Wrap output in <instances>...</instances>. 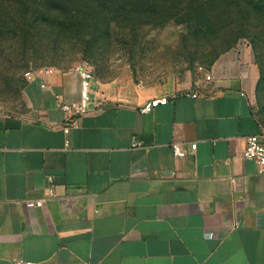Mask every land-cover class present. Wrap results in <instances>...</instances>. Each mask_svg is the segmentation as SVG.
Listing matches in <instances>:
<instances>
[{"label":"crops","instance_id":"1","mask_svg":"<svg viewBox=\"0 0 264 264\" xmlns=\"http://www.w3.org/2000/svg\"><path fill=\"white\" fill-rule=\"evenodd\" d=\"M32 72L26 110L0 108V264H264V172L244 157L264 132L248 42L222 53L209 81L134 93L94 75L69 132L60 102L81 98L77 67ZM51 184L56 197L26 207Z\"/></svg>","mask_w":264,"mask_h":264},{"label":"rangeland","instance_id":"2","mask_svg":"<svg viewBox=\"0 0 264 264\" xmlns=\"http://www.w3.org/2000/svg\"><path fill=\"white\" fill-rule=\"evenodd\" d=\"M224 5L204 4L201 19L195 4L184 5L162 24L165 13L144 16L136 6L112 11L94 0L19 3L8 16H26L27 23L0 33V108L24 112L25 73L40 69L84 66L101 81L134 93L181 85L205 74L214 52L237 36L231 48L248 42L260 70L255 107L264 118V15L246 2Z\"/></svg>","mask_w":264,"mask_h":264},{"label":"built area","instance_id":"3","mask_svg":"<svg viewBox=\"0 0 264 264\" xmlns=\"http://www.w3.org/2000/svg\"><path fill=\"white\" fill-rule=\"evenodd\" d=\"M46 72L52 73L54 71L53 68L45 69ZM77 70L80 74V95L81 98L79 101L75 102H60V107L65 113V121L63 124V129L65 132H69L72 128L78 127L79 125V119L82 115L87 113L90 110V103L93 101V90H92V82L94 80V73L87 67L80 66L77 67ZM200 70H204L203 68H200ZM206 72V70H204ZM25 77L27 80H31L34 77V73L32 71H27L25 73ZM206 80H211L212 75L211 74H205ZM188 95L192 97H197L198 93H187ZM172 98L176 97V94L171 95ZM57 99H59V96H56ZM170 100V97L163 96L159 98L152 99L148 102H146L141 107V112H149L154 107L160 105V104H166ZM99 108H101V105H99ZM69 144V141H66V146ZM142 143L139 142L137 139H134L133 147L141 146ZM197 147L196 143H193L191 145V149L195 150ZM172 149L174 156L176 158H182L186 155V151L181 147L179 142H174L172 144ZM244 157L249 160H253L256 162L258 167L261 169V171L264 172V132L260 135H251L246 138V147L244 150ZM230 182L235 185L238 182V179L235 176L230 177ZM56 197V191L54 188V185L51 184L49 187H47V193L36 199H27L25 201V205L28 208H40L43 207L46 202L52 198ZM239 224H235V227H238ZM13 264H32L29 261L25 260H15L13 261Z\"/></svg>","mask_w":264,"mask_h":264},{"label":"trees","instance_id":"4","mask_svg":"<svg viewBox=\"0 0 264 264\" xmlns=\"http://www.w3.org/2000/svg\"><path fill=\"white\" fill-rule=\"evenodd\" d=\"M97 1L101 6L111 5L112 11H126L127 7H139V11L143 13L144 16H153L160 17L162 14L163 23L166 24L173 18L178 15V11L182 10L184 5L195 4V11L199 12L197 18L204 17L203 14V5L210 2H217V4L224 5L229 0H94ZM237 5L242 4V2H246L251 10L256 13H262L264 15V0H234ZM28 0H0V22H4V24L0 25V33L4 32V28L8 26L11 31L16 32L18 25H23L27 23V17L19 16H8V10L16 7L19 3L26 4ZM225 6V5H224ZM18 29L22 30V27H18ZM231 30L229 29V35H232ZM228 35V34H227ZM237 36L235 39L226 41L225 47L221 50H217L214 52L215 56L211 63H213L222 53L230 49L235 43ZM211 65V64H210ZM26 82H24V85Z\"/></svg>","mask_w":264,"mask_h":264}]
</instances>
